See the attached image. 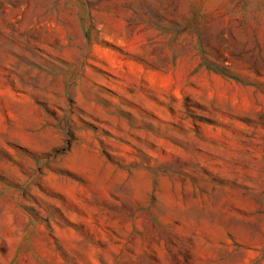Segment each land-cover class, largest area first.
<instances>
[{"label":"rangeland","instance_id":"rangeland-1","mask_svg":"<svg viewBox=\"0 0 264 264\" xmlns=\"http://www.w3.org/2000/svg\"><path fill=\"white\" fill-rule=\"evenodd\" d=\"M0 264H264V0H0Z\"/></svg>","mask_w":264,"mask_h":264}]
</instances>
